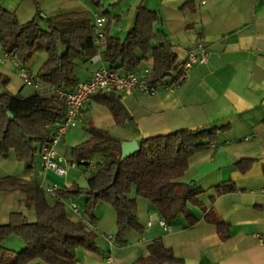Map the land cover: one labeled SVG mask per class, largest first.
Here are the masks:
<instances>
[{
    "label": "crops",
    "instance_id": "0c3cea01",
    "mask_svg": "<svg viewBox=\"0 0 264 264\" xmlns=\"http://www.w3.org/2000/svg\"><path fill=\"white\" fill-rule=\"evenodd\" d=\"M147 1H132L121 32L126 36L133 26L135 9L142 4L160 14L159 27L167 32L180 63L197 44L208 52L206 62L194 65L176 87L161 86L153 94L139 90L119 94L129 114L122 125L114 122L106 107L89 99L83 107V122L65 135L57 151L59 146L73 147L87 140L91 136L85 128L88 123L124 144L132 141L138 144L147 136L180 129L224 126L226 129L220 133L218 142L193 157L182 181L204 190L200 196L203 206L213 209L230 225L231 235L221 240L215 225L208 222L197 207L192 208L198 219L195 224L188 225L187 219L179 216L166 230L160 225L163 218L156 206L139 199L137 216L142 231H129L128 243L117 246L113 243L115 212L110 205L99 204L96 219L90 224L98 233L96 245L100 251L77 248L76 264H130L147 254L146 246L155 238H161L186 264H264V193L261 191L264 187V0H206L205 3L153 0L150 7ZM187 1L192 5L181 9ZM103 5L102 0H39V7L47 16L80 10L88 12L93 21L95 13L108 18ZM0 6L21 23L34 19L37 12L34 0H0ZM114 17L121 21L122 15ZM109 31L111 33V24ZM5 53L0 48V57ZM46 59L45 53L37 62L34 74ZM14 62L13 58L0 62V71L11 79L8 89L22 96L34 94L23 81L15 84L16 77H21ZM102 64L98 53L81 63L80 80H87ZM150 64L149 61L136 71L149 69ZM242 160L252 161L245 172L237 166ZM17 165H20L21 175L13 174ZM0 166L9 175L38 184L23 163L13 158L0 157ZM224 182L234 183L237 189L217 195V186ZM58 184L57 188L71 186L68 180L58 181ZM41 187L46 190L51 186L43 183ZM47 199L55 202L50 196ZM25 210L21 192L0 193V224L8 222L12 211ZM5 245L14 250L23 247L18 238L9 239Z\"/></svg>",
    "mask_w": 264,
    "mask_h": 264
},
{
    "label": "trees",
    "instance_id": "16d2710c",
    "mask_svg": "<svg viewBox=\"0 0 264 264\" xmlns=\"http://www.w3.org/2000/svg\"><path fill=\"white\" fill-rule=\"evenodd\" d=\"M34 2L35 18L24 23L0 6V48L17 62L28 61L38 51L46 53V61L35 74L42 90L49 86L72 90L81 81L76 74L81 63L96 53L106 67L119 74L136 71L150 61L145 82L154 88L181 81L180 62L167 32L159 27L162 18L156 10L137 6L133 26L124 39L111 35V21L107 18L103 39L96 45L95 25L88 12L47 16L40 9L39 0ZM190 5L192 2L187 1L181 9ZM59 45L65 47L64 53L59 52ZM10 82V77L0 71V157H12L32 173L42 147L51 141L54 124L65 118L67 108L56 95L13 93L8 89ZM90 100L106 107L117 125L129 118L119 94L99 91ZM85 128L91 136L71 147L72 162L90 168V155L99 154L102 160L95 164L84 186L73 183L58 188L55 202L50 203L46 190L35 182L9 174L0 177V193L21 192L26 209L32 210L34 216L30 220L26 211H12L8 222L0 224V264H76L77 248L98 253V233L87 223L94 222L95 211L102 203L115 212L113 243L117 246L128 243L129 231H142L137 216L139 199L153 203L168 228L179 216L185 217L188 225L195 224L198 219L192 208L197 207L215 225L221 240L230 237V225L213 209L203 206L200 196L204 190L182 181L193 157L211 149L226 127L205 125L147 136L128 157L123 156L122 140L90 123ZM251 163L242 160L237 166L245 172ZM236 189L234 183L224 182L217 186L216 194ZM78 196L84 198L82 218L67 208L68 202ZM11 238L20 239L23 247H7L5 243ZM146 249L145 256L130 264H186L161 238L150 241Z\"/></svg>",
    "mask_w": 264,
    "mask_h": 264
},
{
    "label": "built area",
    "instance_id": "2783aa9c",
    "mask_svg": "<svg viewBox=\"0 0 264 264\" xmlns=\"http://www.w3.org/2000/svg\"><path fill=\"white\" fill-rule=\"evenodd\" d=\"M201 2L205 3L206 0H201ZM106 22L107 18L105 15L95 13L93 23L96 30V45H100L101 40L103 39V28ZM207 55L208 52L201 44H197L190 49L186 59L179 64V79L182 81L186 78L188 72L194 65L206 62ZM10 58L12 57L5 53L4 57H0V62ZM14 63L24 85L31 87L35 94L56 95L61 103L67 108L65 118L54 124L51 141L41 149L40 167L42 168V173L44 175L47 171H52L55 175L64 177L68 174L70 168L76 166L75 162L67 160L65 156L57 151V146L72 128L77 127L83 122V107L93 94L99 91L114 92L116 94H132L136 90L142 91L146 94H153L156 90V88L149 86L145 82L146 75L149 72L148 68L140 71H130L124 74H119L110 70L104 64L96 69L87 80L80 81L72 90H63L54 86H49L45 90H42L33 72L20 67L16 60ZM180 82L165 85V87L173 88L178 86ZM56 189H58L56 185L47 188L46 194L53 199H56ZM261 191L264 193V187ZM67 208L71 214L82 218V208L75 201L68 202ZM87 225L93 228L90 223H87ZM160 225L168 230V227L163 220L160 221Z\"/></svg>",
    "mask_w": 264,
    "mask_h": 264
},
{
    "label": "rangeland",
    "instance_id": "374dc122",
    "mask_svg": "<svg viewBox=\"0 0 264 264\" xmlns=\"http://www.w3.org/2000/svg\"><path fill=\"white\" fill-rule=\"evenodd\" d=\"M132 1L133 0H102L103 5V9L108 17V19L111 21V33L114 36L119 37L120 39H124L125 37V32H121V27L124 29L125 24L127 22V18L129 16V12H130V7L129 5H132ZM150 1L152 2L153 0H148L147 1V5L150 7ZM117 14H121L122 18L121 21H117L116 18H114L115 15ZM66 51L65 47L63 45H59V52L60 53H64ZM45 54V52L43 51H38L31 59H29L26 62L23 61H18V64L20 67H23L25 70L30 71V72H35V70L37 69V62L39 61V59ZM144 65L146 64H142L140 66V68H143ZM77 76L79 78L82 77V74L80 72V70L78 69L76 72ZM16 81L15 84L20 85V83L22 82L21 79H18L16 77V79L14 80ZM13 84V81H12ZM165 86V85H164ZM72 146L69 145H64V146H59L58 150L59 152L65 156V158L69 161H72L71 156H70V149ZM12 158V157H9ZM4 160V159H3ZM13 160H15L13 158ZM89 161L93 162V165L90 168H86L85 165H80L77 162L76 166L73 168H70L68 170V174L64 177H59L57 175H55L52 171H47V175L42 173V168L39 167V163H40V158L39 156L37 157L36 160V166L34 168V171L31 173L32 178L34 179V181L36 180L38 185L41 186V184L43 185V183H46L47 185H50L51 187L54 185H59L58 181H61L62 183L64 182V180H68L70 182V184L72 185L73 183H77L80 186H84L86 183V177L92 173L95 170V164L100 162L102 160V157L99 154H92L90 155V158L88 159ZM16 161V160H15ZM39 161V163H38ZM7 162V164H9V161H5ZM17 162V161H16ZM18 164V163H17ZM20 165H17L15 167V170L13 172L14 175H21L22 171L20 170ZM1 167V166H0ZM5 172H3L0 169V176H3ZM7 173H5L6 175ZM46 176V177H45ZM64 186H66V184L64 183ZM63 187V186H61ZM134 192V191H133ZM134 194V193H133ZM73 200L81 207L83 208V202H84V198L81 196L78 197H73ZM100 206V205H99ZM101 206H108V204L102 203ZM29 219L30 220H34V216L32 214V210H25Z\"/></svg>",
    "mask_w": 264,
    "mask_h": 264
},
{
    "label": "water",
    "instance_id": "95a60500",
    "mask_svg": "<svg viewBox=\"0 0 264 264\" xmlns=\"http://www.w3.org/2000/svg\"><path fill=\"white\" fill-rule=\"evenodd\" d=\"M12 118L11 114H8ZM123 156L128 157L138 150V144L134 141L123 144ZM193 184H191L192 186Z\"/></svg>",
    "mask_w": 264,
    "mask_h": 264
}]
</instances>
